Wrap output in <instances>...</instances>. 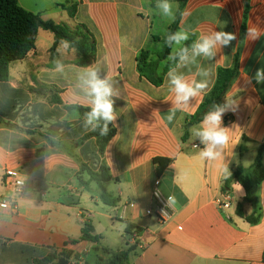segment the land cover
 Wrapping results in <instances>:
<instances>
[{"label": "crops", "instance_id": "1", "mask_svg": "<svg viewBox=\"0 0 264 264\" xmlns=\"http://www.w3.org/2000/svg\"><path fill=\"white\" fill-rule=\"evenodd\" d=\"M44 20L74 29L83 24L97 41V59L90 67L73 64L75 49L59 44L56 60L62 72L50 68L54 34L40 29L35 48L10 67V78L0 82V264H33L50 253L66 250L71 264H96L99 257L131 246L135 250L124 264H264V180L257 188L261 219L250 224L236 213L244 203L246 214L253 207L245 203V189L225 180L239 166L249 168L264 144V83L245 81L264 67V0H248L245 33H242L247 0H185L180 29L190 33L192 43L211 31L236 34V40L218 51L214 60H198L210 75L206 91L172 122V93L167 74L155 86L140 76L137 56L147 49L155 55L161 39L174 22L162 17L152 0H18ZM175 18L180 2L172 0ZM64 5V6H61ZM178 7H175L177 6ZM256 27L261 36L246 37ZM173 51V49H172ZM239 57V74L224 96L237 101L235 111L223 116L226 127L234 126V147L226 150L228 172L200 158L202 147L193 132L200 126L189 119L215 84L219 68H231ZM161 61L160 72L167 65ZM197 66L179 69L187 78L197 76ZM96 70L113 83L117 119L111 123L115 136L103 154L95 137L83 138L85 115L77 107L90 108L82 87L86 73ZM46 85L57 89L61 103H53V91L38 95L32 89ZM15 124L18 128L6 126ZM190 124H192L190 126ZM243 132V135L241 133ZM186 139L183 140V135ZM244 144L247 151L240 155ZM198 145V147H195ZM170 160L160 176L154 159ZM104 165L111 179L104 186L117 198L110 206L101 200L97 181L87 172ZM264 164V153L263 163ZM17 171L27 186L19 197L17 213L1 208L12 195L7 172ZM174 195L172 216L161 222L153 199L155 188ZM229 202V207L222 203ZM128 223L133 229L128 232ZM92 236L82 239L85 225Z\"/></svg>", "mask_w": 264, "mask_h": 264}, {"label": "trees", "instance_id": "2", "mask_svg": "<svg viewBox=\"0 0 264 264\" xmlns=\"http://www.w3.org/2000/svg\"><path fill=\"white\" fill-rule=\"evenodd\" d=\"M156 2V0H152ZM180 2L176 18L174 22L168 28L167 33L175 32L180 29V22L182 18V5L185 0H177ZM64 6V5H61ZM243 17L242 33H245L249 3L247 5ZM40 29L50 31L54 34L55 42L50 50V68H55L53 61L56 60L57 50L59 44L66 40L70 42V49H75L78 53V59L73 62L74 65L79 67H90L97 59V41L92 32L83 24H78L74 29L70 28L66 24H57L51 20H44L40 14L30 12L24 9L18 0H0V82L9 80L10 67L14 62L24 60L29 52H31L37 41L38 32ZM165 34V35H166ZM165 35L163 38L158 39L154 37L155 41L161 43V50L155 55L151 51L142 50L137 58V68L140 76L147 79L151 84L155 86H161L164 83V76L169 71L170 67L174 66L173 61H168L164 70L160 72L161 61L167 60L168 56L172 52V48H169L164 44ZM186 44H190L189 42ZM239 74V57H236L235 64L231 68H219L215 84L212 89L205 95L203 102L200 104L196 113L192 115L189 122L192 124H198L202 121L205 113L211 108L213 104H223L224 96L227 90L231 87L235 79ZM57 89L46 85L39 86L38 89H32L33 93L38 95H46V92L53 91L52 98L53 103H61L57 92ZM77 109L85 115L90 108L77 107ZM102 127L103 121H100ZM6 126L12 128H18L15 124L5 123ZM116 129L109 124L108 134L105 136L100 135V128L96 131H90L84 136L83 141L95 137L97 140L98 150L101 154L104 153L108 142L115 136ZM188 133L183 135L185 140ZM247 151V147L242 144L240 147V155H243ZM264 144H262L257 152L256 158L253 164L249 168L239 166L236 168L230 176L225 180L224 190L229 189L232 181H237L243 189H245L246 196L245 203H249L253 207L251 214H246L244 209V203L237 205L236 213L239 217L245 219L250 224H257L261 219V207L257 197V188L262 184L264 180V164L263 163ZM156 169L157 176H160L164 169L168 166L170 160L168 159H154L153 160ZM81 173L87 172L94 180L97 181L99 188L101 189V200L110 206L116 205L118 199L114 198L111 193L106 190L104 184L111 179L109 169L106 166H102L100 172H94L86 164L81 165ZM133 229L132 225L128 223V232ZM93 227L91 225H85L83 229L82 239L97 241L99 237L92 236ZM135 250V246H131L126 250L112 253L107 259L99 257L96 264H124L132 251ZM72 254L63 250L61 252L50 253L42 259H34L33 264H71ZM264 260V254H263Z\"/></svg>", "mask_w": 264, "mask_h": 264}, {"label": "clouds", "instance_id": "3", "mask_svg": "<svg viewBox=\"0 0 264 264\" xmlns=\"http://www.w3.org/2000/svg\"><path fill=\"white\" fill-rule=\"evenodd\" d=\"M175 7H178L175 6ZM155 9L162 17L175 19V11L172 0H156ZM261 32L256 27L248 28L246 37L249 40L259 39ZM236 34L232 32L211 31L201 34L191 44H186L190 39V33L185 29H179L165 35L164 44L173 51L168 56L169 61L174 62V66L167 72L169 90L172 93V108L167 115L168 122H172L177 111L187 110L192 106V102L201 96L208 87L209 71L202 67L198 60H214L218 51L228 47L232 41L236 40ZM65 49L70 47L69 41L61 42ZM54 70L63 71V63L60 60L53 61ZM196 65V75L201 79H189L182 72L181 68ZM255 80L257 84L264 83V67L258 68L252 77L245 81L250 85ZM82 87L89 98L90 111L85 113V128L96 131L100 128V135L105 136L109 131V124L117 119L114 108L113 97L117 95L113 83L107 77L101 78L96 70L86 73L82 79ZM238 107L237 101L229 103L227 100L223 104H213L205 113L200 126L193 132L199 140V156L201 159L216 165L221 171L228 172V162L226 161V150L234 147L233 125L226 127L223 124V116L228 111H235ZM100 121H103L102 127ZM243 135V132L241 133ZM176 204L174 195L167 196V206Z\"/></svg>", "mask_w": 264, "mask_h": 264}, {"label": "built area", "instance_id": "4", "mask_svg": "<svg viewBox=\"0 0 264 264\" xmlns=\"http://www.w3.org/2000/svg\"><path fill=\"white\" fill-rule=\"evenodd\" d=\"M195 147H198V145H196ZM6 178L7 184L12 189V195L1 202V208L9 209L12 212L17 213L19 208V197L22 194L23 190L26 188L27 184L23 179H21L19 172L17 171L7 172ZM153 199L156 205L155 213L159 221H168L172 216V206H167V196H165L159 190V188L156 187L153 190ZM222 205L227 208L230 206V203L226 202L222 203Z\"/></svg>", "mask_w": 264, "mask_h": 264}, {"label": "rangeland", "instance_id": "5", "mask_svg": "<svg viewBox=\"0 0 264 264\" xmlns=\"http://www.w3.org/2000/svg\"><path fill=\"white\" fill-rule=\"evenodd\" d=\"M93 254H91V256H90V258H89V262H90V264H92L94 261V257L92 256Z\"/></svg>", "mask_w": 264, "mask_h": 264}, {"label": "water", "instance_id": "6", "mask_svg": "<svg viewBox=\"0 0 264 264\" xmlns=\"http://www.w3.org/2000/svg\"><path fill=\"white\" fill-rule=\"evenodd\" d=\"M192 124H190V126H191Z\"/></svg>", "mask_w": 264, "mask_h": 264}]
</instances>
